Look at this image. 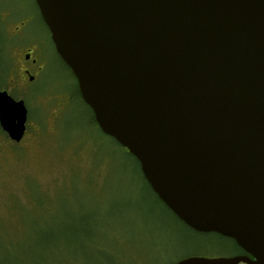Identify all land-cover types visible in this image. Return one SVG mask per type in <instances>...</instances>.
Segmentation results:
<instances>
[{"label":"water","instance_id":"obj_1","mask_svg":"<svg viewBox=\"0 0 264 264\" xmlns=\"http://www.w3.org/2000/svg\"><path fill=\"white\" fill-rule=\"evenodd\" d=\"M100 130L195 232L246 253L175 264H264V0H36ZM28 109L0 91L20 143Z\"/></svg>","mask_w":264,"mask_h":264},{"label":"rangeland","instance_id":"obj_2","mask_svg":"<svg viewBox=\"0 0 264 264\" xmlns=\"http://www.w3.org/2000/svg\"><path fill=\"white\" fill-rule=\"evenodd\" d=\"M21 5L39 15L36 0H0V91L29 110L22 143L0 131V264H175L237 256L232 243L191 232L162 207L135 160L93 124L75 76L52 45L35 82L25 91L9 85L13 45L3 18Z\"/></svg>","mask_w":264,"mask_h":264},{"label":"flooded vegetation","instance_id":"obj_3","mask_svg":"<svg viewBox=\"0 0 264 264\" xmlns=\"http://www.w3.org/2000/svg\"><path fill=\"white\" fill-rule=\"evenodd\" d=\"M25 10L26 6L24 5H21L14 9H7L5 10L3 18L4 20L9 22L7 26L9 27V39L13 45L12 52L10 53V59L12 62L11 70L13 71V75H11L12 78L8 79V82L9 85H13V87H19L23 91H25L28 85L31 82H35L43 73L48 61L47 46L52 45L56 51L55 45L52 41L50 30L45 24L39 8V15H37L36 12L27 13ZM11 79L12 81H10ZM0 131L12 143L16 144V142L12 141L7 133L3 131L1 126ZM26 134L27 130L24 138L20 143H22L26 138Z\"/></svg>","mask_w":264,"mask_h":264},{"label":"trees","instance_id":"obj_4","mask_svg":"<svg viewBox=\"0 0 264 264\" xmlns=\"http://www.w3.org/2000/svg\"><path fill=\"white\" fill-rule=\"evenodd\" d=\"M64 63V62H63ZM71 71V70H70ZM78 84V83H77ZM78 92H79V94H80V90H79V87H78ZM80 97H81V95H80ZM82 99V98H81ZM84 102V101H83ZM91 110V109H90ZM91 113H92V122H93V124L94 125H96L97 127H98V125H97V123H96V120H95V117H94V114H93V112H92V110H91ZM114 142H115V144H117L119 147H121L114 139H112ZM121 148H123V147H121ZM124 149V148H123ZM125 151H126V155L127 156H129V158H132L133 160H135V162L137 163V165H138V172H139V174H140V176L142 177V179H144L145 180V178H144V176H143V173H142V171H141V167H140V164H139V162L126 150V149H124ZM145 182H146V184L148 185V188H150V190L152 191V193L154 194V196L156 197V199L158 200V202L162 205V207L165 209V210H167L179 223H181L183 226H185L187 229H189L191 232H193V233H195V234H198V235H205V236H211V235H214V236H217L218 238H220V239H222V240H224V241H227V242H230V243H232L233 244V246L234 247H236V249L238 250V255H246V253L237 245V243L234 241V240H232V239H229V238H226V237H223V236H221V235H219V234H215V233H211V234H202V233H198V232H195L194 230H192L191 228H189L188 226H186L182 221H180L178 218H177V216L172 212V211H170L161 201H160V199L158 198V196L153 192V190L151 189V187L149 186V184L147 183V181L145 180ZM83 224H86V225H88V222L86 223V221H83ZM237 255V256H238ZM189 258V257H188Z\"/></svg>","mask_w":264,"mask_h":264}]
</instances>
